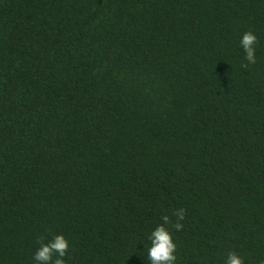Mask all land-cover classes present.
<instances>
[{"label":"trees","instance_id":"16d2710c","mask_svg":"<svg viewBox=\"0 0 264 264\" xmlns=\"http://www.w3.org/2000/svg\"><path fill=\"white\" fill-rule=\"evenodd\" d=\"M164 215L264 264V0H0V264H148Z\"/></svg>","mask_w":264,"mask_h":264},{"label":"clouds","instance_id":"9594fccd","mask_svg":"<svg viewBox=\"0 0 264 264\" xmlns=\"http://www.w3.org/2000/svg\"><path fill=\"white\" fill-rule=\"evenodd\" d=\"M256 42L257 37L251 31L243 32L239 39V45L243 49L245 59L249 64L256 62ZM173 215L176 217L174 224L167 215H164L161 217L162 223L156 224L147 234L146 256L148 264H176V244L168 225L172 224V227L179 231L183 227L180 221L184 219L185 210L183 208L176 209ZM37 244L39 246L33 253L34 264H65L63 258L69 245L63 234L54 235L47 243L38 239ZM54 254L55 259H53ZM224 264H243V260L235 251H230Z\"/></svg>","mask_w":264,"mask_h":264}]
</instances>
